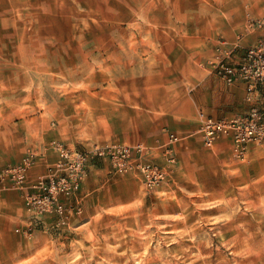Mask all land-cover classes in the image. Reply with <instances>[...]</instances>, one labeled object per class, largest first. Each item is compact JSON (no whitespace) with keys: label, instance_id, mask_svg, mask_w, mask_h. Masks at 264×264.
Masks as SVG:
<instances>
[{"label":"rangeland","instance_id":"374dc122","mask_svg":"<svg viewBox=\"0 0 264 264\" xmlns=\"http://www.w3.org/2000/svg\"><path fill=\"white\" fill-rule=\"evenodd\" d=\"M247 13L264 16V0H0V169L29 149L35 163L29 134L48 126L52 142L85 152L87 163L107 161L92 152L121 143L120 112L143 107L156 120L151 110L183 79L185 53L206 50L208 36L236 30L243 15L245 25ZM168 136L166 182L148 188L140 177L142 186L35 235L38 219L31 236L0 245V264H264V143L249 152L250 142L240 159L229 140L225 160L167 192L156 189L171 184L173 145L185 135ZM48 165L33 184L26 176L22 188L0 190L24 199Z\"/></svg>","mask_w":264,"mask_h":264},{"label":"crops","instance_id":"0c3cea01","mask_svg":"<svg viewBox=\"0 0 264 264\" xmlns=\"http://www.w3.org/2000/svg\"><path fill=\"white\" fill-rule=\"evenodd\" d=\"M243 22L244 15L240 17L236 30L208 36L206 50L185 53L186 57L180 59L185 64L182 66V80L184 81L172 79L174 88L165 91L163 106L158 105L154 110H151L157 113V116L153 115L156 120H149L148 109L143 107L141 111L125 109L120 112L125 120L121 124L118 123L114 129L123 130L124 132L120 133H124V135L115 140L127 145L143 142L151 147V153L146 157L148 161L164 164V149L169 133L185 135L183 139L173 145L177 159L172 177L170 173L171 184H163L156 190L173 192L179 184L187 180L193 181L191 174L198 172V166H201L203 171L207 165H210V162H213L211 160L223 161L228 157L231 150L229 138L217 139L213 146L208 148L199 135H192L197 132L199 126L198 113L200 111L212 117L233 118L245 116L253 106H256L264 115V82L258 86L252 100L248 101L246 100L244 82L239 81L227 85L208 67L203 66V63L212 56L218 42L238 43L241 47H245L264 37V28L241 35L244 29L241 27L242 24L244 26ZM139 114H141L143 122H134V116H139ZM144 117H146L145 120ZM150 133L153 134L149 135ZM55 134L56 131L52 126L38 128L33 135L29 134L32 147L36 149L38 156L34 166L27 173L28 186L45 173L48 164L58 159V154L49 147V144L55 139ZM262 143L264 141L251 142L248 151L250 152L255 146ZM21 156L14 162L19 161ZM137 180L142 186L140 176L136 172L116 174L108 161L91 160L88 163V175L81 183L76 195L63 200L67 210L66 221H60V216L55 213H48L35 222V225H38V228L35 226V235L52 228L68 226L74 218L80 215H89V212L99 209L103 200L106 199L107 203L110 200H115L117 194L128 190ZM29 220L30 214L25 208L22 193L13 188L0 190V245H5V240L10 238L23 241L24 235L21 232L15 234L13 230L17 227L24 228Z\"/></svg>","mask_w":264,"mask_h":264},{"label":"built area","instance_id":"2783aa9c","mask_svg":"<svg viewBox=\"0 0 264 264\" xmlns=\"http://www.w3.org/2000/svg\"><path fill=\"white\" fill-rule=\"evenodd\" d=\"M263 28L264 16L255 18L247 13L241 35ZM203 66L227 85L244 82L246 100L250 101L258 86L264 82V37L245 47L238 43L218 42L212 56ZM198 119L197 131L206 146L211 147L220 137H227L235 156L240 159L245 158L250 142L264 140V115L257 107H252L244 117L229 119L208 116L200 111ZM176 139L170 134V142ZM49 145L58 154V159L48 165L46 174L38 180L37 191L25 195L30 220L26 227L17 230L27 237L33 232L34 221L48 213H55L60 216V220H64L67 210L63 200L76 195L87 175L88 154L70 149L60 142H51ZM149 153L151 147L143 142L133 145L112 142L92 152L96 157L107 159L117 173L136 172L143 183L152 188L167 181L168 170L165 165L146 160ZM34 157L35 152L29 149L20 162L0 169V186L22 188ZM167 161L173 163L174 157L169 155Z\"/></svg>","mask_w":264,"mask_h":264}]
</instances>
